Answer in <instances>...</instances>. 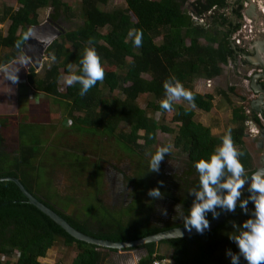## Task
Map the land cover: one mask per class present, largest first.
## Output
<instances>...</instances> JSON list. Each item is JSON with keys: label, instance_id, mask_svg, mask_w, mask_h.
Wrapping results in <instances>:
<instances>
[{"label": "trees", "instance_id": "trees-1", "mask_svg": "<svg viewBox=\"0 0 264 264\" xmlns=\"http://www.w3.org/2000/svg\"><path fill=\"white\" fill-rule=\"evenodd\" d=\"M14 1L19 5L18 9L7 7L0 12V23H8L6 34L0 31V69L22 55L16 49L15 42L28 33L30 26L39 24L38 12L41 9L51 8L49 18L55 24L64 19L66 24L72 26L48 46L45 55L50 63L43 64L40 71L36 72L27 61L26 86L28 91L40 92L65 104L66 119L71 123L69 134L77 142L90 136L92 140H98L97 146L101 147L102 142H109L111 138L129 157L130 167L118 173L122 175V186L131 190L130 205H133L129 209L111 211L119 215L115 217L98 200H93L95 203H89V213L83 212L86 203L82 214L69 215L66 211L74 198L58 196L51 182L52 174L42 164L43 160L54 159L56 163L51 160L50 166L65 169L73 180L87 176L89 169L93 170L92 175L88 174L90 178L99 180L102 175L101 163L104 161L100 155L104 147L97 149L96 145L93 146L96 141H92L90 148L93 151L90 149L87 153L73 143V147L63 150L62 156L50 157L41 149L37 136L30 134L27 125L17 127V133L13 135L16 144L12 150L6 148V139L0 134V178L18 179L32 196L70 226L97 239L128 242L171 228L184 227L183 222L174 215L155 223L151 212L161 201L172 208L176 204H183L187 214L194 200L189 191L199 188L195 163L201 158H210L222 142L223 136H212L209 127L194 119L195 111L192 108L209 112L214 98L210 93L196 92L194 84L196 79L211 81L221 76L223 68L234 60L235 50L229 37L239 28L242 0H236L232 5L229 0L194 1L191 5L194 15L204 17V24H199L184 11L188 0H123L125 8L108 11L102 10L100 5L107 6L110 0H80L79 15L62 0ZM229 7H232L231 14L238 24L233 25L231 17L223 11ZM78 17L80 23H77ZM133 30L143 32L141 47L133 45V38L129 36ZM90 38L95 40L93 45L88 44ZM86 46L97 49L106 75L103 82H97L81 97L79 84L64 86L61 90L59 82L62 74H69V63L76 68L74 72L80 73V60ZM171 76L178 78L187 90L195 94V107L186 100H180L170 112L160 108V101L165 96L163 83ZM229 90L234 91L233 88ZM105 91L110 94L119 91L123 98L106 97ZM220 94L231 104L225 91H220ZM143 95H150L153 99L144 109L137 102ZM184 103L188 106H184ZM1 118L0 129L5 127L2 122L6 120L5 117L3 121ZM231 121L234 124L231 128L232 138L243 152L241 160L250 176L256 168L252 166L251 155L245 146V130L248 122L259 128L264 125L255 113L247 115L243 107L232 110ZM119 125L128 129L118 132ZM158 133L171 134L173 148L186 155L183 171H169L162 162L159 173L149 172V161L155 153L152 146ZM140 140L143 143H139ZM160 181H163L161 191L164 198L152 200L147 193L149 189L160 186ZM248 195L247 191L243 198ZM144 197L149 200L148 204L142 202ZM54 199L64 202L61 210L52 202ZM135 207L140 211H133ZM248 207V214L237 207L222 225L210 232L163 241L157 246L165 243L171 248V263L168 264H231L227 250L238 252L239 249L228 234L234 231L233 222L242 225L250 218L254 204L250 202ZM128 210L133 211L134 218L124 220ZM208 219H214L211 213H208ZM57 241L77 250L71 264H109L101 250L117 252L73 239L30 205L14 182L0 183V258L6 259L5 262L0 259V264H11L15 253L13 264H41L40 260L46 257L47 251ZM141 248L147 254L137 264H151L153 254H157V259L165 260L157 252L156 245L147 244ZM240 264H247L243 257Z\"/></svg>", "mask_w": 264, "mask_h": 264}, {"label": "rangeland", "instance_id": "rangeland-1", "mask_svg": "<svg viewBox=\"0 0 264 264\" xmlns=\"http://www.w3.org/2000/svg\"><path fill=\"white\" fill-rule=\"evenodd\" d=\"M70 6L72 12L79 15L80 0H62ZM264 2V0H261ZM191 4V3H190ZM10 7L13 10L19 8V5L14 0H0V12ZM100 8L104 11L112 9H123L125 8V3L123 0H110L107 6L100 5ZM264 8V6H263ZM186 13L190 15L192 13V8L188 7V3L184 8ZM51 13V8H44L38 12V22L42 24L46 21ZM227 14V13H226ZM194 19V18H193ZM81 20L78 17L77 23H80ZM201 24L200 22H198ZM38 24V25H39ZM59 27L64 30H70L72 26L68 23L66 24L65 20L59 21L57 23ZM33 27V26H30ZM8 28V23H0V31L6 34ZM251 56L245 58L249 62L245 63V59L241 57H236L235 60H232L228 63L226 67L223 68V73L221 76L212 79L211 81H205L203 79H196V85L194 89L196 92L201 94L210 93L213 98V107L209 112H204L196 108H192L195 111V121L201 123L205 127H209L212 136L220 138L224 136L227 132V129L233 128L234 124L231 121L232 110L236 107H243L247 115H251L250 111V101L255 99V95L252 93L253 84L252 77L254 74H258L257 66L252 63V59L255 57ZM50 63V60L44 54L42 65ZM41 65V66H42ZM8 66V65H7ZM26 68L21 67L19 72L20 83L18 85H12L11 82H8L6 79L2 78V69H0V117H5L6 120L2 124H5V127L0 129V134L6 139L5 145L8 150L14 149L15 137L13 135L17 133V127L19 125H27L30 128V134L37 136L39 142L41 143V149L48 154L50 157H56L59 155L62 156L63 150L66 147L71 148L77 143V147L84 149L89 153L92 141H96L94 145H98V140H92L93 137L86 136V138L77 139L74 136H71L70 133V124L69 120L66 119V107L65 104L54 101L51 97L41 94L38 97V102L35 103L33 100L30 101L31 104L28 105L27 102L23 101V95L28 91L26 86V75H27V64ZM41 68V67H40ZM40 68L36 72L40 71ZM73 66L72 71H75ZM42 73V72H41ZM61 75L60 86L62 90L65 84L63 77ZM144 78L148 79V76L144 75ZM194 83V82H193ZM261 81H257L255 84L259 85ZM229 88H233V92H229ZM30 91V90H29ZM220 91H225L226 95L229 97L231 104H229L226 99L220 94ZM106 97H121L123 95L119 91L114 93H108L105 91ZM153 100L150 95L141 96L137 102L138 105L144 109L149 101ZM184 106H188L184 103ZM25 107V108H24ZM251 112V111H250ZM156 117L158 115L156 114ZM257 126L252 122L247 123V128L245 132L244 141L247 150L249 151L252 158V166L258 168L262 165L264 154L263 149L259 142V136L256 134ZM127 126L119 125L118 132L121 130H127ZM259 133V132H258ZM257 135V136H255ZM106 138L101 136V138ZM14 138V142H13ZM97 139V138H94ZM173 136L171 134L158 133L157 140L152 146L153 151H156L158 147L171 143L172 144ZM105 141V139H104ZM143 143V141H139ZM80 144V146H79ZM104 147V151L100 156L104 159L101 163V177L99 180L90 178L88 174L92 175L93 170L87 171V176L73 180L71 176L68 175L67 171L59 166L51 165V160L55 162L54 159H45L42 164L45 168H49V174L51 175V182L54 187L57 189V194L59 197L63 198L66 196H71L74 198L71 202L70 207L67 209L69 215L74 216L76 213L82 214L83 212L89 213V203H95L93 200H98L103 207L111 211H117L123 209H129L133 204L131 203V190L129 187H123V192H121L120 197L116 198L113 196V175L118 173L123 168L127 169L131 165L129 157L119 148V146L110 138L109 142H102L101 147L97 146V149ZM93 151V150H92ZM47 157V156H46ZM187 161L186 155L181 153L177 149H172V152L169 156H166L163 161L164 167L169 171L178 170V166H184ZM52 162V163H53ZM41 163V161H40ZM56 163V162H55ZM183 164V165H182ZM128 166V167H127ZM53 169V170H51ZM130 171V170H129ZM129 173L127 175L129 176ZM45 179L44 177H42ZM114 179V178H113ZM99 181V182H98ZM128 194L126 197H123V194ZM130 196V198H129ZM55 203L58 209H62L64 202H61L58 199L52 201ZM142 202L148 204L149 200L144 197ZM167 208L168 215L165 217L161 215L160 209ZM64 210V209H63ZM140 211L138 207L133 209ZM133 211L128 210L125 215L124 220H130L133 217ZM115 217L119 215L116 213ZM170 215L176 216L175 209L170 207L164 202H158L157 206L154 207L151 212V216L155 223L161 222L165 219H168ZM122 217V216H120ZM157 252L165 258L166 263H171L170 256L172 253L171 248L163 243L156 245ZM101 252L106 255V262L109 264H137L138 261L144 258L147 254L146 250L143 248L133 249L131 251H117V252H108L106 250H101ZM77 250L73 248H68L61 241H57L54 246L47 251L46 257L40 260L41 264H71L72 259L76 256ZM16 257V256H15ZM14 257V258H15ZM14 258H11V264L14 263ZM2 259L1 262H5L6 259Z\"/></svg>", "mask_w": 264, "mask_h": 264}, {"label": "clouds", "instance_id": "clouds-1", "mask_svg": "<svg viewBox=\"0 0 264 264\" xmlns=\"http://www.w3.org/2000/svg\"><path fill=\"white\" fill-rule=\"evenodd\" d=\"M243 2H246V0H242V11H245ZM254 5L257 9V5ZM228 9H224L223 11L227 13L226 16L232 17L231 10L228 13ZM192 13L191 15L193 18L195 17V21L201 24L205 23L204 17L194 15V11ZM257 18L259 19V15ZM231 20L233 25L238 24L237 19L236 23L233 22L232 18ZM33 35L34 33L30 29L22 38L17 39L15 42L16 49L21 53L25 52L27 41ZM231 35L229 37L231 47L232 49L234 47V49H238L237 54L239 57H243L242 54H244L247 45L263 37V35H260L250 42H244V47H238L231 42ZM129 36L133 38V45L135 47L142 46V30L130 31ZM127 42L126 39L125 43ZM94 43V38H90L88 44L93 45ZM256 50L255 53H257ZM52 59L55 60V57L53 56ZM26 64L27 58L23 54L20 55L8 66L3 67L2 78L11 82L12 85H18L20 83L19 72L21 67L26 68ZM80 65V73L77 74L72 71L73 65L69 63L67 66L69 74L64 76L63 79L69 87L79 84L81 86L79 95L83 97L96 86L97 82L104 81L106 72L102 64V58L94 46L85 47ZM258 70L260 69L258 68ZM163 88L165 96L160 101L161 109L170 112L173 110V105L180 100H186L192 107H195V94L187 90L175 76L166 79L163 83ZM29 95H32L31 98ZM40 95V92L30 90L27 91L25 97L27 101L33 100L37 103ZM255 114L257 115L258 113ZM262 128H257L256 134L258 136H260ZM172 149L173 145L171 143L158 147L155 153L151 155L149 172L159 173L164 158L171 154ZM242 156L243 152L234 143L232 129L229 128L222 137L220 146L215 148L210 158H201L195 163V169L199 176V188H193L189 191V194L194 197L191 208L185 214L183 204H176L174 206L175 213L176 217L183 222L185 230L191 232L194 229L197 233L203 234L206 230L210 229L208 213H211L214 219H218L223 212L234 213L237 207H239L245 214H248L250 211L248 205L250 202L253 203L254 210L251 211L250 218L246 219L242 225L233 222L234 231L228 234L229 239L237 245L239 251L233 252L231 249H228L226 255L230 257L231 264H240L241 257H243L247 264H264V170H257L249 176L241 160ZM249 178L250 183H248L247 188L249 195L241 198L243 189ZM7 182V178L0 179V183ZM159 185L149 189L147 193L152 200L164 198V193L161 191L163 181H160ZM160 213L166 217L168 215L167 208H161ZM177 231L180 233L179 238H182L183 231L180 229Z\"/></svg>", "mask_w": 264, "mask_h": 264}, {"label": "water", "instance_id": "water-1", "mask_svg": "<svg viewBox=\"0 0 264 264\" xmlns=\"http://www.w3.org/2000/svg\"><path fill=\"white\" fill-rule=\"evenodd\" d=\"M246 2L248 3V6L245 8L246 16L249 18H256L258 16L256 11V6L253 4L251 0H246ZM192 11H194L193 7H192ZM231 18L233 19L234 23L237 22L234 16H232ZM30 29L32 30L34 35L31 36L30 39L27 41V45L25 46L26 51L23 52L22 54L27 58V61L30 63V65L35 70H37L42 65L43 57L48 46L65 31L62 30L59 27V25L55 24L49 17L42 24L29 27L28 32ZM260 39L261 40H255L256 42H253L252 44L249 45L248 52L250 55L243 54L242 56L244 59L251 57V55L253 56L257 55V53H255V49H257L258 47H261L264 52V34L263 37H260ZM246 61L249 62L248 60ZM254 65L259 67V69H261L264 72V55L261 56L260 63ZM260 77L264 78V73L254 74L252 77L253 84L251 85V87L254 90V92L258 94V97L250 102V111L254 113H258L264 118V88L260 84L259 85L255 84ZM260 137L264 140V127L260 131ZM257 170H264V159L262 165L258 167L255 171ZM0 179H4V178H0ZM7 180L14 182L18 186L20 191L23 193V195L27 198L28 203L30 205L34 206L41 213H43L48 218H50L55 224L61 227L70 237H72L77 241L84 242L89 245H94L109 250L113 249L117 251H124L126 249L141 248L147 244L157 245L158 243L163 241L178 239L180 236L179 231H177L178 229H180L184 233L182 238H188V237H194L200 235L194 229L191 232H188L187 230L184 229V227H175L165 231L158 232L153 235H149L147 237L138 240H133L128 242H112L108 240L97 239L85 235L74 229L72 226H70L57 213L46 207L43 203H41L34 196H32L24 188V186L21 184V182L18 179L11 177V178H7ZM248 183H250V178L243 189V194L241 198H243L244 195L247 193ZM232 213L233 212H223L218 219L211 220L210 229L206 230L204 233L210 232L215 228H217L218 226L222 225L230 217Z\"/></svg>", "mask_w": 264, "mask_h": 264}, {"label": "built area", "instance_id": "built-area-1", "mask_svg": "<svg viewBox=\"0 0 264 264\" xmlns=\"http://www.w3.org/2000/svg\"><path fill=\"white\" fill-rule=\"evenodd\" d=\"M254 4L257 5V13L259 15V19L256 20L254 18H249L246 16L245 11H242V19L240 21L239 28L232 33L231 42L238 47H244V42H250L254 40L256 37L264 34V2L261 0H251ZM244 8L248 6L247 2H243ZM195 19V17H194ZM262 70H258L261 72ZM30 98L32 95H29ZM250 112V111H249ZM261 124H264V119L261 115L257 114ZM16 256V253H15ZM153 259L151 264H168L165 260L157 259V254L152 255Z\"/></svg>", "mask_w": 264, "mask_h": 264}, {"label": "flooded vegetation", "instance_id": "flooded-vegetation-1", "mask_svg": "<svg viewBox=\"0 0 264 264\" xmlns=\"http://www.w3.org/2000/svg\"><path fill=\"white\" fill-rule=\"evenodd\" d=\"M248 48H249V45H247L246 46V48H245V50H244V54L245 55H250L249 54V52H248ZM261 48V47H260ZM235 50V55H234V60L236 59V57L238 56V49H234ZM257 54L259 53V52H262V51H260V49L258 48L257 50ZM243 55V54H242ZM263 55H264V53H263ZM239 57V56H238ZM241 58H243V57H241ZM245 63H246V60H245ZM248 63V62H247ZM261 73H264L263 71H261ZM259 81H261V83H263V84H260L263 88H264V78H259L258 79ZM252 91V93L255 95V97L257 98L258 97V94H256L255 92H254V90L252 89L251 90ZM255 98V99H256ZM253 99H251V101H252ZM250 101V102H251ZM250 114H253V112L251 111V112H249ZM259 142L260 143H258V145H260L261 146V148L263 149V154H264V140L259 136ZM183 165V164H182ZM184 170V166H178V170H177V172L178 171H183ZM114 178V179H113ZM113 178H112V180H115L114 182H113V196L115 197V199L116 198H118V197H120V194H121V192H123V186H122V175L120 174V173H115L114 175H113ZM123 197H126V194H123Z\"/></svg>", "mask_w": 264, "mask_h": 264}, {"label": "crops", "instance_id": "crops-1", "mask_svg": "<svg viewBox=\"0 0 264 264\" xmlns=\"http://www.w3.org/2000/svg\"><path fill=\"white\" fill-rule=\"evenodd\" d=\"M194 1H196V0H188V7H189V8H192L190 5H191ZM234 2H235V0H229L230 5H232ZM190 3H191V4H190ZM230 10H231V7L227 10V12L230 13ZM262 39H263V38H262ZM260 40H261V39H260ZM258 48H260V47H258ZM258 48H257V49H258ZM261 49H262V48H261ZM262 51H263V49H262ZM195 85H196V82H195L194 86H195ZM40 94H42V93H40ZM41 96H42V95H41ZM23 101L27 102L28 105L31 104V102H29V101L26 100L25 94L23 95ZM24 108H25V107H24Z\"/></svg>", "mask_w": 264, "mask_h": 264}, {"label": "bare ground", "instance_id": "bare-ground-1", "mask_svg": "<svg viewBox=\"0 0 264 264\" xmlns=\"http://www.w3.org/2000/svg\"><path fill=\"white\" fill-rule=\"evenodd\" d=\"M262 8H263V6H262ZM256 20H258V18L256 17L255 18ZM260 49V51H262V49L261 48H259ZM263 51L262 52H259L253 59H252V63L253 64H257V63H260V59H261V56L263 55Z\"/></svg>", "mask_w": 264, "mask_h": 264}]
</instances>
